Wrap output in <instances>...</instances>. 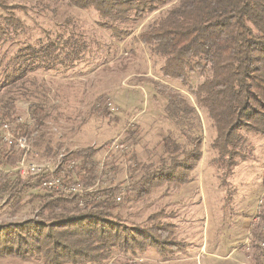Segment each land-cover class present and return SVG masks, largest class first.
<instances>
[{
	"label": "trees",
	"instance_id": "trees-1",
	"mask_svg": "<svg viewBox=\"0 0 264 264\" xmlns=\"http://www.w3.org/2000/svg\"><path fill=\"white\" fill-rule=\"evenodd\" d=\"M13 1L0 0V45L15 44L22 61L34 58L33 69L43 64L58 70L84 64L91 72L114 61L129 38L134 39L131 54L136 53L135 42L140 39L162 61L159 73L170 85L151 80L167 99V114L190 123L186 129L191 148L185 149L181 136L167 134L157 160L141 163L133 151L128 166L131 192L122 200L116 198L121 187H95L101 166L96 157L99 150L71 151L57 170L66 181L93 187L86 193L88 203L80 207L79 193L46 189L42 184L45 175L10 169L21 159L17 156L22 150L3 141L1 125L19 114L18 97L34 100L33 106L28 103L34 124L17 125L16 133L26 134L36 149L48 144L50 150L52 145L44 137L33 141L31 136L42 116L49 115L40 87L34 85L24 94L23 84L15 89L12 83L24 79L25 68L20 66L24 70H16L15 75L2 71V86L7 89L0 96V215L9 210L15 216L30 203L43 218L14 221L10 215L9 220L1 221L0 257L15 253L37 264H151L158 234L166 228L152 224L157 214L153 219L154 214L131 211L134 204L148 193L161 188L168 192L172 185L180 189L191 180L203 157L204 130L209 133L208 148L214 152L212 158L217 170L222 169L219 177L224 181L251 151L248 133L264 137V0ZM43 56L45 61H41ZM16 92L20 94L14 95ZM97 104L92 111L105 115ZM44 111L45 115L40 114ZM134 133L127 131L122 144ZM17 230L27 232L29 238ZM249 241L248 254L263 261L264 197ZM168 244L162 242L163 250Z\"/></svg>",
	"mask_w": 264,
	"mask_h": 264
},
{
	"label": "rangeland",
	"instance_id": "rangeland-1",
	"mask_svg": "<svg viewBox=\"0 0 264 264\" xmlns=\"http://www.w3.org/2000/svg\"><path fill=\"white\" fill-rule=\"evenodd\" d=\"M9 1L14 3L13 0ZM26 3L22 1L21 4ZM31 5L28 2V7ZM139 31L140 27L136 30L137 35ZM133 40L129 38L121 45L119 55L109 65L91 72H88L90 69L84 64L66 66L60 70L43 64L33 69L30 63L34 58L22 61V56L18 54L19 47L15 44L0 45V96L7 89L5 84L2 86V81L5 82L2 71L6 70L8 75L10 72L15 75L16 70L23 71L25 68L24 79L14 80L12 87L20 88L23 84L26 89L24 94H29L32 87L38 85L42 98L47 100L45 106L49 113L48 116H42V121L31 136L33 141L39 136L44 137V141L50 140L52 149L47 150L48 144L36 149L32 142L29 151L22 150L23 153H18L20 156L17 158L21 159L15 161L10 168L12 171L19 170L24 174V169L19 168L23 161L26 165L31 161H48L57 170L62 166V158L66 154L91 148L99 150L96 157L101 161L95 187H121L117 193L125 189L128 195L131 192L128 177V166L131 162L129 157L133 151L138 154L141 163L157 160L161 142L167 134L181 136L185 149L191 148L187 141L190 133L186 129L190 123L181 122L167 114V99L157 92L151 80L156 78L161 85L163 81L169 84L159 73L162 61L140 39L135 42L136 53L131 54ZM42 59L45 61V56L41 57V61ZM20 66L24 68L21 69ZM29 78H35L37 82L33 84ZM138 82L143 86L135 87L134 84ZM15 94L19 95L20 92ZM99 98L103 101L98 102ZM17 99L19 114L26 113L30 104L33 106L34 100ZM94 103H98L106 114L93 112L91 108ZM40 114L45 115V111ZM127 131L135 132L134 136L122 144ZM248 136L251 151L245 153L246 158L239 162L232 176H227L224 181L219 177L222 169L217 170L212 158L214 152L208 148L209 133L204 130L201 140L203 157L199 167L193 171L191 180L180 189L172 185L168 192L161 188L148 193L140 202L134 204L131 211L139 212L140 215L154 214L153 219L157 214V221L152 220V224L166 228L158 234L151 264H253V261L264 264V260L260 261L253 254L249 255L248 242L244 244L245 240L250 239V225L256 219L255 212L264 190V137L257 133H248ZM75 163L73 161L71 167ZM64 182L74 183L65 179ZM74 184L80 187V184ZM82 187L85 192L79 193L78 205L85 207L89 201L86 193L93 187ZM60 191L73 193L66 186ZM82 198L83 203L80 202ZM141 205L144 208L143 213L140 212ZM1 213L0 222L9 220V210ZM29 217L39 221L43 218L33 211L30 203H26L12 219L25 221ZM17 231L29 238L27 232ZM164 241L170 244L165 250L162 248ZM37 263L22 256L18 257L15 253H6L4 257H0V264Z\"/></svg>",
	"mask_w": 264,
	"mask_h": 264
},
{
	"label": "built area",
	"instance_id": "built-area-1",
	"mask_svg": "<svg viewBox=\"0 0 264 264\" xmlns=\"http://www.w3.org/2000/svg\"><path fill=\"white\" fill-rule=\"evenodd\" d=\"M34 123V118L32 117L30 111H29V107L26 110L25 114H18L17 116H15L14 119L12 120H3L2 121V125L1 127L3 128V140L9 144H16V146L19 148H21L20 150L25 151H29L30 150V146L31 143L29 141V137L26 134H17L16 133V127L17 125L20 124H27L28 126L32 125ZM32 148V146H31ZM25 162L23 161L21 163V165L19 166V168L24 169L23 172L24 173H29L32 175H45V177L42 180V184L46 189L49 190H62L64 186L67 187V189L70 192H85L83 187L81 185H79L80 187H78L77 185H75L74 183H70V184H65L63 177L59 174L58 170H56V166L53 165L52 163L48 162V161H43V162H33L31 161L30 163H28L27 165L24 164ZM127 191L124 189L121 192L117 193L116 198L118 200H122L123 198H125L127 196ZM84 194V193H82ZM264 197V190L261 194V199ZM260 199V202H261ZM84 199L82 198L80 200L81 203H83ZM256 215V219H257V209L255 212ZM255 219V220H256ZM254 220V221H255ZM254 221L251 222V228L252 225L254 223ZM250 228V230H251ZM248 242V245L250 244L249 238L247 240H245L244 244L246 245V243ZM247 245V246H248ZM261 247L264 248V241H262L260 243Z\"/></svg>",
	"mask_w": 264,
	"mask_h": 264
},
{
	"label": "bare ground",
	"instance_id": "bare-ground-1",
	"mask_svg": "<svg viewBox=\"0 0 264 264\" xmlns=\"http://www.w3.org/2000/svg\"><path fill=\"white\" fill-rule=\"evenodd\" d=\"M57 168V167H56Z\"/></svg>",
	"mask_w": 264,
	"mask_h": 264
}]
</instances>
